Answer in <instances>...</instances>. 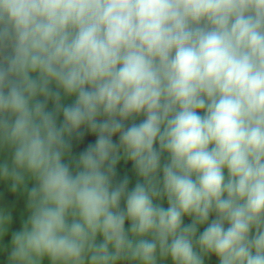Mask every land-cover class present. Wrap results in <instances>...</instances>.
I'll use <instances>...</instances> for the list:
<instances>
[{"label": "clouds", "instance_id": "obj_1", "mask_svg": "<svg viewBox=\"0 0 264 264\" xmlns=\"http://www.w3.org/2000/svg\"><path fill=\"white\" fill-rule=\"evenodd\" d=\"M2 153L3 264H264V0H0Z\"/></svg>", "mask_w": 264, "mask_h": 264}, {"label": "rangeland", "instance_id": "obj_2", "mask_svg": "<svg viewBox=\"0 0 264 264\" xmlns=\"http://www.w3.org/2000/svg\"><path fill=\"white\" fill-rule=\"evenodd\" d=\"M71 101H66V103H70ZM142 119V117L140 118ZM139 122V120L137 121ZM114 139H117L114 137ZM5 158H8L7 153L0 154V162H3ZM117 171L122 174L123 176L127 175L129 178V184L130 189L135 186V183L137 181V177L135 173L132 171V166L130 163L125 164L124 162H121L117 166ZM164 206L167 207V202L164 201ZM0 206L9 207L13 210V222L10 227V231L8 236L5 238V243H7L10 240L11 231L17 230L20 227V215L19 212H21L24 209V197L20 195H13L8 188V185L0 182ZM189 218H185V223H189ZM203 228H201V231ZM0 264H3L2 258H0ZM170 264V262H169ZM206 264H218L215 257H212L211 259H206Z\"/></svg>", "mask_w": 264, "mask_h": 264}, {"label": "trees", "instance_id": "obj_3", "mask_svg": "<svg viewBox=\"0 0 264 264\" xmlns=\"http://www.w3.org/2000/svg\"><path fill=\"white\" fill-rule=\"evenodd\" d=\"M94 139H95L94 136L89 135V136H86L85 139H84L82 142H80L79 144H75V143H74V147H73V151H74V153H79L80 151L84 150V148L87 146V144H88L89 142H93ZM117 174H118V175H117V178H118V179H122V178L124 177V176H123L122 174H120L118 171H117ZM129 188H130V184H129ZM126 226H127V224H126Z\"/></svg>", "mask_w": 264, "mask_h": 264}]
</instances>
